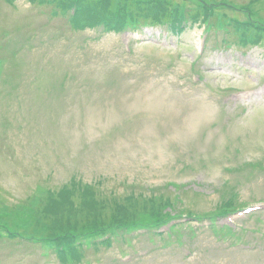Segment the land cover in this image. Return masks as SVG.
Masks as SVG:
<instances>
[{
  "label": "rangeland",
  "instance_id": "obj_1",
  "mask_svg": "<svg viewBox=\"0 0 264 264\" xmlns=\"http://www.w3.org/2000/svg\"><path fill=\"white\" fill-rule=\"evenodd\" d=\"M212 1L234 6L221 8L232 16H250L242 6L249 0ZM15 2L0 0V117L12 119L0 118V215L13 212L0 226L40 233L53 218L54 229H67L74 226L60 216L67 205L84 213L76 225L90 226L93 214L100 218L98 205L121 196L134 205L151 194L176 196L178 206L202 214L227 201V183H241L239 204L264 200V170L229 169L240 160L264 165V43L211 39L200 56L198 23L180 35L161 26L137 35L76 32L47 5ZM257 3L252 17L264 21V0ZM4 70L25 78L16 101L8 97L18 92L2 85ZM169 181L188 190L171 191ZM84 184L90 187H78ZM115 203L113 219L132 217ZM259 214L246 224L247 234L240 232L259 245L249 250L223 246L207 230L191 239L201 256L182 261L176 247L139 232L133 248L115 242L91 248L86 258L89 264H264ZM34 247L0 237V264H61L48 247ZM134 248L133 259L121 262L119 253Z\"/></svg>",
  "mask_w": 264,
  "mask_h": 264
}]
</instances>
